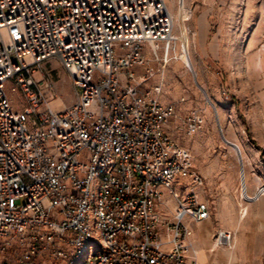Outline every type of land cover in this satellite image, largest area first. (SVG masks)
<instances>
[{"label":"built area","instance_id":"2783aa9c","mask_svg":"<svg viewBox=\"0 0 264 264\" xmlns=\"http://www.w3.org/2000/svg\"><path fill=\"white\" fill-rule=\"evenodd\" d=\"M173 24L164 0H0V264H198L185 219H208L210 206L174 185L204 181L167 133L174 106L159 103V87L139 90L153 73L133 71L147 46L155 60L162 46L167 64ZM50 59L75 92L62 111L33 78ZM232 245L219 230L214 247Z\"/></svg>","mask_w":264,"mask_h":264},{"label":"rangeland","instance_id":"374dc122","mask_svg":"<svg viewBox=\"0 0 264 264\" xmlns=\"http://www.w3.org/2000/svg\"><path fill=\"white\" fill-rule=\"evenodd\" d=\"M164 1L174 18L175 50L166 65L162 46L158 60L148 46L143 55L153 75L160 77L159 103L175 108L167 133L191 152L194 170L204 181L197 188L189 179H178L174 188L182 200L194 192L208 201L215 229L231 232L232 250L220 247L214 252L228 257L220 258L221 264H264V196L255 199L246 186L253 182L257 191L264 180V0ZM33 78L55 111L75 103L71 79L58 60H48ZM12 85L5 86L8 97L19 108L25 107ZM193 114L200 126L189 133L186 119ZM222 136L239 145L242 159L237 145L236 150L231 148ZM231 165L236 166L239 195L234 220L229 218L232 212L216 211L207 187V181ZM163 197L169 202L160 210L164 220L172 221L176 200L165 190ZM160 235L165 239L163 231Z\"/></svg>","mask_w":264,"mask_h":264},{"label":"crops","instance_id":"0c3cea01","mask_svg":"<svg viewBox=\"0 0 264 264\" xmlns=\"http://www.w3.org/2000/svg\"><path fill=\"white\" fill-rule=\"evenodd\" d=\"M145 60H147V58H145ZM147 61L149 63V60ZM148 63L145 68L136 67L133 69L134 74L137 77L138 81L144 78L145 70H150V71L153 70L152 65ZM159 80L160 77L158 75H154V77H152L151 79L143 82L140 85L139 90L143 93H150L153 95L155 91L154 89L156 87H159L157 86ZM237 147L240 150L239 155L240 158L242 159L243 157L242 149H240L239 145H237ZM225 168L226 169L220 171V173L216 176V178H214L213 180L212 179L209 180V182L207 181V185H208L207 187L209 189V195L212 196L213 200H215L213 201V203L217 207L216 211H218L219 213V212H227L228 210L229 212L233 213L231 216H229V218L234 220L238 218L236 207L239 204V195L237 194V188H238L237 171L235 165L233 166L231 165ZM242 179H243V174H242ZM242 186H245L244 180L242 182ZM246 186L248 193L251 196H256L255 183L249 182V184H246ZM199 198L201 202L208 203V201H206L204 198L200 196ZM222 205H229L230 208L221 207ZM185 224L187 227H190L191 229V236L186 240V242L188 245H190L191 249L195 251L196 257L198 258V264H221L222 262L220 261V258L222 257L228 258L225 255L224 256L222 255L221 257L219 255L220 253H216V254L214 253L216 250V248L214 247L215 238L218 231L217 229H215V226L213 225L211 218V211H210V217L208 219L202 222H193L188 217L185 219Z\"/></svg>","mask_w":264,"mask_h":264},{"label":"bare ground","instance_id":"6f19581e","mask_svg":"<svg viewBox=\"0 0 264 264\" xmlns=\"http://www.w3.org/2000/svg\"><path fill=\"white\" fill-rule=\"evenodd\" d=\"M255 195H256V196H254L255 199H258V198H261L264 196V184H262V188H259V190L256 191ZM230 250H232V249H230Z\"/></svg>","mask_w":264,"mask_h":264},{"label":"water","instance_id":"95a60500","mask_svg":"<svg viewBox=\"0 0 264 264\" xmlns=\"http://www.w3.org/2000/svg\"><path fill=\"white\" fill-rule=\"evenodd\" d=\"M222 137H223V140L225 141V143H226L228 146H230L231 148H235V149H237V147H236L235 144L226 141L225 138H224V136H222Z\"/></svg>","mask_w":264,"mask_h":264}]
</instances>
